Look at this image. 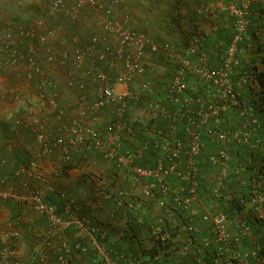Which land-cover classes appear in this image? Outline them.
<instances>
[{
  "label": "built area",
  "instance_id": "1",
  "mask_svg": "<svg viewBox=\"0 0 264 264\" xmlns=\"http://www.w3.org/2000/svg\"><path fill=\"white\" fill-rule=\"evenodd\" d=\"M119 2L51 0L48 16L30 25L11 23L7 31L0 33V69L4 73L11 70L17 78L16 84L4 87V77L0 76V86L4 87L1 100L14 106L8 113L14 126L24 128L34 139L29 149L31 161L17 168L14 176L22 177L24 186H29V178L48 183L42 166L44 157L53 156L67 163L72 161V153H93L111 162L117 171L131 172L133 177V190L118 187L106 198L123 206L125 197L140 194L160 209L159 214L147 220L138 205L128 202L126 210L132 216L126 212L124 221L139 225L136 236L133 232L130 235L138 241L140 252L122 254V264H154L172 254L180 262L187 259L186 264H264V232L263 241L248 251L235 248L236 242L252 233L246 217L240 216V206H233L231 213L210 208L202 212L199 208L203 135L220 144L217 151L207 155V162L217 174L206 198L223 199L232 173L247 169L238 165L234 171L229 170V145H246L255 150L264 144L260 136L264 123L253 104L243 103L232 82V75L237 73L241 86L261 89L255 71L242 68L241 63L251 25L250 0L231 1L223 7L233 17L234 33L215 68L193 63L190 54L197 50V38L185 50H179L172 41L158 43L130 24L129 17L118 11ZM90 20L95 32L74 34L63 44L55 41L68 24H83L86 30ZM148 53L163 54L174 66L171 81L161 94H155L147 78L152 66ZM192 75L206 83L207 99L189 84ZM232 107L239 108L245 117L241 131L227 128L225 113ZM135 108L143 110L142 118L131 117ZM142 119L149 134L138 140ZM164 121L165 126L161 125ZM145 157L151 160L149 164L137 163ZM172 177L180 181L179 186L172 185ZM3 183L0 178V206L9 198L25 199L47 217L48 235L72 224L88 235L98 230L86 217L63 219L56 214L40 187L19 197L14 189H1ZM242 183L246 191L241 195V206L249 205L253 217L264 225V174L258 171ZM73 204H77L76 200L69 199L66 210ZM198 216L210 224L209 234L201 236ZM234 217L239 220L236 235L229 229ZM8 225L2 244L7 238L17 241L20 237L13 219L8 218ZM92 243L99 251L97 260L104 257V250L93 237ZM75 248L85 249L80 243ZM72 249L70 242L62 238L57 247V264H70ZM43 252L44 248L42 252L36 249L30 260L38 259L40 254L41 260H46ZM0 264H21L18 249L0 246ZM105 264L114 263L105 259Z\"/></svg>",
  "mask_w": 264,
  "mask_h": 264
},
{
  "label": "crops",
  "instance_id": "2",
  "mask_svg": "<svg viewBox=\"0 0 264 264\" xmlns=\"http://www.w3.org/2000/svg\"><path fill=\"white\" fill-rule=\"evenodd\" d=\"M231 1L239 0H120L117 4V9L121 14H125L129 17L130 24L135 29L150 35L158 43L172 41L177 45L179 50H185L191 45L194 37L190 38L189 36L197 35L201 38L204 37L203 41L198 44L197 50L192 52L190 57L195 64H204L210 68H215L219 66L221 54L233 37V17L223 9V7ZM50 2L51 0H0V33L7 31L11 23L30 25L36 19L48 16ZM250 4L251 25L248 31V40L245 43L246 50L241 57V63L243 66L242 68L254 69L256 71V76H259L260 72L264 71V62L260 54L256 51V45H264V0H250ZM75 26L76 28H74L73 31H70V28L67 30L65 29L62 34H59L58 37L55 38V41L58 44H60V42L63 44V42L69 41L71 39V32L72 34L81 33L82 36H86L79 25L75 24ZM148 54L152 66L149 69V72L151 70V74L147 78L152 82L155 94H161L166 84L171 81L174 67L171 63L166 61L167 58L165 55L160 53ZM1 75L4 77V87L17 83V78L11 70L4 73L0 69V76ZM238 79L239 75L237 73L232 75L234 86L242 96L244 103L247 104L250 101V92L247 87H243L239 84ZM189 84L195 87L198 93L204 98H208L206 94L207 85L198 76L192 75L189 78ZM4 87L0 86V161L5 159L6 163H0V176L5 179V182L1 185V189L16 190V185L19 184V181L15 180L13 173L21 164L16 154L27 148H32V146H34V139L24 128L15 127L12 120L8 117L9 110L14 109V106L6 104L1 100ZM256 89H258V87H256ZM225 114L228 121L227 128L233 131H241L244 128L245 117L241 114L239 108L232 107L228 109ZM257 116L259 120L264 123L263 109L257 112ZM139 124L143 125H139L137 132L138 140L145 138L149 134V128L144 122V119H142ZM165 124V121L161 123L163 126H165ZM260 136L264 141V133L261 132ZM204 141V152L199 157V178L203 184L200 191L201 201L199 203V208L202 212L210 208L231 213L233 206H240V216L246 217L251 226L252 233L242 238L241 241L236 242L235 248L239 252L248 251L256 242L263 241L262 234L264 232V225L253 217L249 205L245 207L241 206V195L246 191L242 182L244 178L249 179L255 177L257 172L260 171L262 157H264V144L258 146L255 150H251L246 145H229V170L234 171V168L238 165H245L247 169L240 174L232 173L226 182L223 199H213L206 197L210 193L212 185H214L215 171L217 170L207 162L206 158L207 154L217 151L220 148V144H216L208 136L204 137ZM148 161L150 162L151 160H149V157H146L144 162ZM42 164L50 184H59L63 188L74 193L85 212L94 207L92 201L93 193L91 186L86 181V172H84L86 166L88 170H93L97 172L96 174L98 176L102 177L101 183L116 178L118 181L125 183L124 185L126 187L132 188L133 177L131 172L120 171L117 172L115 176L113 173V170L115 171L113 164L104 159L93 158L86 166L73 168L69 171L67 176L63 177L57 176V171L61 170L62 163L55 157H44ZM171 182L174 187L180 184V181L175 177L171 178ZM16 191L18 192V190ZM21 195L23 196L24 193L20 194L18 192V196L20 197ZM10 199L14 202L19 200L14 198H9V200ZM206 200L211 201L203 203V201ZM4 202H2L0 206V242L4 240L3 231L9 227L8 218L12 210L10 208L11 205H7V203ZM143 211L149 217L148 220H151L152 217L160 213V209L155 207V205L146 206ZM21 217L25 227L30 228L31 226H35L36 231L40 232L45 230V223L40 221L28 207L22 208ZM103 217L105 218V216ZM238 221V217H234L229 223V229L233 235H236L239 231ZM196 223L201 229V236L209 234V223L203 221L200 216L197 217ZM114 226L118 229L124 228L125 221L123 219H115ZM58 234L57 236L59 237H57V241L67 237V235H63V233ZM53 235H56V233H53ZM113 236L115 239L121 240L120 236L116 233ZM30 237L31 236L28 235L27 238H20L17 243L18 258L22 260V262L26 259V255L29 254L30 251ZM117 250L119 251L117 259H119V255L121 254L127 255L133 252L138 255L140 252L138 246L124 240L120 241ZM167 258L174 264L187 263V259L184 262H180L176 254H172ZM112 263L115 264V262ZM23 264L26 263L23 262Z\"/></svg>",
  "mask_w": 264,
  "mask_h": 264
},
{
  "label": "trees",
  "instance_id": "3",
  "mask_svg": "<svg viewBox=\"0 0 264 264\" xmlns=\"http://www.w3.org/2000/svg\"><path fill=\"white\" fill-rule=\"evenodd\" d=\"M69 28H70V31H73L74 28H76V26L75 24L71 23L67 25L66 30ZM73 35L74 34H72L71 32L70 37H72ZM189 37L197 38L199 40L198 44H200V42L203 41V38H204V37L201 38L200 36H197V35H191ZM256 51L257 53L260 54V57H262V59L264 60V45L257 44ZM171 64L173 65V63ZM150 74H151V70L149 74L147 75V77ZM255 75H256V71H255ZM256 78H257V81L259 82V85H260L259 87L261 89H254L252 87L248 88L250 92V101L248 104H253L254 108H256V111L259 112V110H262V109L264 110V71H261L259 76L257 75ZM241 100L243 101L242 96H241ZM205 136L206 135H203V141H204ZM209 138L212 139L216 144H218V142L214 140L212 137H209ZM204 144H205V141H204ZM16 156L17 158H19L20 163H21L17 168L21 167L22 165H26L31 161V153L28 148L16 154ZM72 156H73L72 161H69L67 163H64V162L62 163L61 170L57 171L58 173L57 176L63 177L66 174L68 175L69 171H67V169L84 167L93 158H100L103 160V158L93 153H85L82 155H77V154L75 155V153H72ZM145 160H146V157L145 159H143L142 161H138L137 163L143 166L150 163L149 161L144 162ZM260 171H262V173L264 174V157H262V164L260 166ZM117 172H120V171H117L116 169L115 171L113 170V173L115 174V176ZM86 176H87L86 181L91 186V190L93 193L92 201L94 203L93 209L92 208L90 210L88 209L89 211L87 212L83 210V208L81 207L79 203V200L76 199V196L74 195V193H72L71 191H68L67 189L63 188L59 184L51 185L50 182L43 183L37 179L33 180L29 178L28 180V178H25L26 180H28L26 182L29 183V186H24L21 182L22 177L14 176V178L16 181L17 180L19 181V184L16 185L18 188V189L16 188V190H18L20 194L24 193V195H26L34 187L36 186L40 187L44 191L45 201L48 203V205L53 206L55 209V213L62 216L63 219H69L71 217L72 218H84V217L88 218L90 220L91 226L98 229L94 231L93 233H91V235L97 241V243L102 247V249L104 250L105 256L104 257L102 256L100 259L97 260L99 256V251L97 247L93 245L91 235L80 232V230L76 227V224L70 225L67 229L63 231L56 232V235H48L47 231L49 227V222H48L47 217L44 214L38 213L31 205L28 204V202L25 199H19L15 202L11 201V199L10 200L7 199L8 201L6 200L5 202L7 203V205L10 204L11 205L10 208L12 209L11 215L9 218L15 221V227L20 232L19 239L20 238L22 239L24 237L27 238L28 235L31 236L30 237L31 242L29 243L30 251H29V254L26 255V259L23 261L24 263L26 264H57V247H58L59 242L61 241V240L57 241V237H59L57 236L59 235L58 233H63V235H67L66 239L72 245V248H73L72 249V259H71L70 264H105V259H109L111 262H115V264H122L124 263L121 259L122 254L119 255V259H117L118 253H119L117 249L120 244V241L124 240L126 242L132 243L133 245L138 246L137 244L138 241L133 240L132 238L133 235H130V232L131 233L133 232L134 236H136V234L140 230L139 225L136 223H133L132 225H130L129 223L125 222V227L118 229V228H115L114 221L115 219L124 220L126 212H128L132 216V213L126 210L127 204L130 201H133L134 204L139 206L138 211L144 214L145 218L148 220L149 217L143 211V209L146 206L147 207L151 206L148 203V199L144 198L140 194L133 193L131 196L125 197L124 199L125 203L123 206H119L117 205L116 201L113 198H106L105 195L109 191L117 190L118 187L133 190L132 188L130 189L126 187L124 185L125 183H123L122 181H118V179L116 178H114L113 180L101 183L102 177L98 175L95 176L94 173L87 172ZM0 178L2 177L0 176ZM72 198L76 200L77 204H73L72 206H70L69 211H67L66 210L67 202L69 199H72ZM23 207H28L29 209H31L32 213L35 214L36 217L40 221H43L45 223L46 226L43 232L36 231L35 226L33 227L31 226L30 228L25 227V224L21 219ZM110 209H113V210H110ZM103 216H105V218ZM115 233L120 236L121 240L114 238L113 235ZM145 233H148V231H145ZM18 240L16 241L11 238H7L4 244L0 242V246L5 245V246H12V247L18 248L17 247ZM76 243L82 244L85 249L82 250L80 248H75ZM43 248L45 249V253L44 252L43 253L45 254L46 260H41V257L43 256L42 254H40L38 259L31 261L30 260L31 254L36 249L42 252ZM149 256L154 257L152 253H150ZM167 257L163 258L161 261H155L154 264H174ZM20 261H21V264H23L22 260ZM152 261L153 260L151 259V262Z\"/></svg>",
  "mask_w": 264,
  "mask_h": 264
},
{
  "label": "rangeland",
  "instance_id": "4",
  "mask_svg": "<svg viewBox=\"0 0 264 264\" xmlns=\"http://www.w3.org/2000/svg\"><path fill=\"white\" fill-rule=\"evenodd\" d=\"M88 25H86V30H85V25H83L82 24V26H81V28H82V30L85 32V34L87 35V34H89V33H91V32H95V25L93 24V22L90 20V21H88V23H87ZM130 115H131V117H133V118H135V119H140V118H142V116L144 115V112H143V110L142 109H139V108H135V109H132V111H131V113H130ZM84 172H88V173H94V175L96 176L97 174V172H95V171H93V170H88V168H87V166H86V168H85V170H84ZM63 174H65V173H63ZM217 174V172L215 171V175ZM65 176H67V174L65 175ZM216 177V176H215Z\"/></svg>",
  "mask_w": 264,
  "mask_h": 264
}]
</instances>
